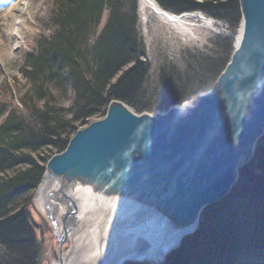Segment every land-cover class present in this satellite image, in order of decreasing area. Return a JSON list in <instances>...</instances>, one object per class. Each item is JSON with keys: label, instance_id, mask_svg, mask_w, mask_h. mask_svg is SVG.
<instances>
[{"label": "trees", "instance_id": "16d2710c", "mask_svg": "<svg viewBox=\"0 0 264 264\" xmlns=\"http://www.w3.org/2000/svg\"><path fill=\"white\" fill-rule=\"evenodd\" d=\"M154 1L175 15L202 11L234 27L241 21L238 0ZM51 3L33 50L23 56L27 89L19 100L9 90L10 101L0 102V264H40L32 197L47 161L65 150L78 129L104 117L112 101L139 114L195 103L234 51L230 38H218L221 51L194 61L188 68L192 78L182 74L169 82L162 70L153 88L143 60L139 0ZM179 89L183 92L175 95ZM69 92L72 105L59 104ZM164 264H264V138L232 194L204 212L196 234Z\"/></svg>", "mask_w": 264, "mask_h": 264}, {"label": "water", "instance_id": "95a60500", "mask_svg": "<svg viewBox=\"0 0 264 264\" xmlns=\"http://www.w3.org/2000/svg\"><path fill=\"white\" fill-rule=\"evenodd\" d=\"M238 4L242 29L231 59L194 104L139 114L112 101L104 117L78 129L47 161L31 202L57 239L53 264H66L74 231L93 226L92 212L79 211L86 193L143 213L138 230L117 240V248L128 246L124 256L111 260L112 250L95 264H164L196 234L204 212L232 194L264 138V0ZM101 240L110 247L114 234Z\"/></svg>", "mask_w": 264, "mask_h": 264}, {"label": "rangeland", "instance_id": "374dc122", "mask_svg": "<svg viewBox=\"0 0 264 264\" xmlns=\"http://www.w3.org/2000/svg\"><path fill=\"white\" fill-rule=\"evenodd\" d=\"M16 6L18 9L16 12V24L3 39L4 43L10 48L9 51L14 59L4 63L0 60V102L3 101L5 103L10 101L6 97L9 90H11L15 99L19 100L27 89V82L21 74L23 56L24 53L33 50L35 41L41 34L42 22L48 20L52 9L51 0H0V30H2L1 26L4 23L1 16L8 12L11 7ZM162 10L168 12L164 9ZM197 12L206 15L202 11ZM197 12L193 11L187 14ZM206 17L224 26L223 28L220 27V33L222 34L214 33L207 28L198 26H186L184 30L165 23L139 0V34L145 51L143 60L150 65V85L153 88L155 86L158 87L156 81L162 70L168 74L169 82L174 77L182 76V74H187V77L192 78V75L188 76V68L195 64L194 61H200L204 57H213L218 54V51H221L218 38H225L221 36L223 33H227L230 36L231 41H233V48H235L236 40L242 29V20L234 27L223 23L213 16L206 15ZM24 20H26V25L22 24ZM105 22L106 15L103 16L102 26ZM215 49L216 53H214ZM7 68H10V71H7ZM184 81H187V79H184ZM182 92L183 90L179 89V92L175 95H179ZM73 100L74 94L69 92L66 98H59V104L70 107ZM186 102L194 104L189 101ZM95 120L98 119H94L91 122ZM31 220L39 243V262H41L40 264H50L54 253L59 248L57 239L53 234L50 223L45 221L33 207L31 209ZM71 246L72 244L69 241L64 247V253Z\"/></svg>", "mask_w": 264, "mask_h": 264}, {"label": "bare ground", "instance_id": "6f19581e", "mask_svg": "<svg viewBox=\"0 0 264 264\" xmlns=\"http://www.w3.org/2000/svg\"><path fill=\"white\" fill-rule=\"evenodd\" d=\"M140 1L165 23L175 27H180L185 30L186 26H198L214 32L221 31L216 21L200 13L169 16L154 2V0ZM17 10V6L11 7L8 12H5L1 16L2 21H4L1 26L2 30H0V60L2 63L14 59L9 51L10 48L4 43L3 39L16 24ZM22 24L26 25V20H24ZM6 70L10 71V68ZM88 194L89 193L85 194L84 200L78 201V204H80L79 211L83 213L84 209L87 208L89 212H92V217L94 218L93 226L91 229L89 227L86 233L74 231L73 238L76 240V243L72 251L64 257V262L66 264H80V262L82 264H95L98 263L105 254L112 252V250L113 252L109 256L110 259H121L128 246L117 248L118 238H120L121 234H125V231L130 230L129 232H136L140 225L136 227L135 222L141 220L143 217L141 209L134 207L130 203L116 199H94L93 197H89ZM90 203L93 204V206ZM102 218H105V221ZM108 231L114 234V244L110 247L105 245L101 246L100 241L102 242L101 239L103 236H108ZM102 243L104 244L105 242ZM119 256L122 257L120 258Z\"/></svg>", "mask_w": 264, "mask_h": 264}, {"label": "flooded vegetation", "instance_id": "af4514ba", "mask_svg": "<svg viewBox=\"0 0 264 264\" xmlns=\"http://www.w3.org/2000/svg\"><path fill=\"white\" fill-rule=\"evenodd\" d=\"M57 252L56 253H54V255H53V261L51 260V263L50 264H53L52 262H54V261H56V260H58L59 259V257H60V253H59V248H57V250H56ZM41 263V262H40Z\"/></svg>", "mask_w": 264, "mask_h": 264}]
</instances>
